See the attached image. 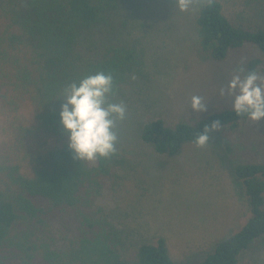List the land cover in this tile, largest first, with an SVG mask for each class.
<instances>
[{"label": "rangeland", "instance_id": "obj_1", "mask_svg": "<svg viewBox=\"0 0 264 264\" xmlns=\"http://www.w3.org/2000/svg\"><path fill=\"white\" fill-rule=\"evenodd\" d=\"M202 1L189 0L188 7L180 11L175 0H120L111 22L94 27L89 41L81 42L80 49L88 57L113 44L125 45L136 53L133 68L115 99L126 108L125 118L117 120L114 128L115 163L103 177L93 204L125 243L127 256L140 241L162 236L175 261H200L247 216L233 164L264 161V118L255 123L246 119L235 131L218 129L203 146L185 144L172 156L157 154L140 138V127L147 120L160 118L173 125L232 107L236 90L229 92L228 82L234 75L241 76L237 70L250 57L261 58L256 75L257 83H264V55L251 43L230 50L224 60L204 55L195 24ZM219 1L233 22L249 26L264 22V0ZM16 3L0 0V33L3 29L18 31ZM10 45H15L11 54L19 56L33 48L27 37L20 42L10 40ZM2 76L0 70L3 165L18 164L25 171L31 156L41 151L38 144L53 145L55 139L40 125L34 102L27 96L18 99L9 90L14 88L8 84L11 80L4 77L2 84ZM193 95L205 102L204 111L190 108ZM225 133L232 142L231 154L220 143ZM0 264L6 260L1 259ZM237 264H264V235L240 254Z\"/></svg>", "mask_w": 264, "mask_h": 264}, {"label": "trees", "instance_id": "obj_2", "mask_svg": "<svg viewBox=\"0 0 264 264\" xmlns=\"http://www.w3.org/2000/svg\"><path fill=\"white\" fill-rule=\"evenodd\" d=\"M17 1L18 31L3 29L0 33L2 84L6 77L14 87L9 89L12 94L34 102L40 125L55 142L39 143L41 151L31 156L25 171L18 164L4 166L0 149V260L5 259L6 264H237L240 254L264 235V161L233 164L247 216L200 261H175L162 236L140 241L131 256L125 255V243L93 208L103 177L114 166L115 152L93 160L76 159L58 116L66 86L96 72L111 74L113 89L108 99L115 103L135 63V51L113 44L88 57L80 46L82 40L89 41L94 27L111 22L120 0ZM195 24L199 46L212 60H224L230 50L245 43L255 45L264 55V22L261 26L233 22L223 13L219 0L202 1ZM26 37L33 44L30 52L11 54L15 45L10 40L20 42ZM261 62L259 57L247 59L240 67L241 78L250 72L257 74ZM246 119L232 107H224L173 125L150 119L139 132L157 154L172 156L185 144H196V135L205 129L210 139L218 129L235 131ZM215 121H219L217 128L212 127ZM220 143L226 153H233L228 133Z\"/></svg>", "mask_w": 264, "mask_h": 264}, {"label": "clouds", "instance_id": "obj_3", "mask_svg": "<svg viewBox=\"0 0 264 264\" xmlns=\"http://www.w3.org/2000/svg\"><path fill=\"white\" fill-rule=\"evenodd\" d=\"M189 0H175V5L184 11ZM238 72L243 71L238 69ZM255 73H248L241 78L234 75L228 82L229 92L236 90L233 96L232 110L236 115L244 114L254 123L264 118V83H257ZM113 89L111 74L96 72L69 83L65 90L60 111L58 113L61 129L67 134L68 148L78 160H93L108 157L115 152L117 135L114 131L116 121L126 115L123 103L109 101ZM224 94V89H220ZM190 108L194 112L204 111L205 102L197 95L190 100ZM219 121L212 124L219 127ZM208 130L196 135L195 143L203 146L208 143Z\"/></svg>", "mask_w": 264, "mask_h": 264}]
</instances>
